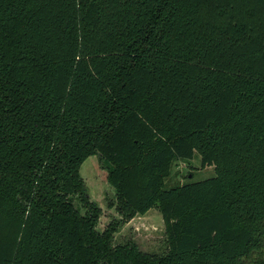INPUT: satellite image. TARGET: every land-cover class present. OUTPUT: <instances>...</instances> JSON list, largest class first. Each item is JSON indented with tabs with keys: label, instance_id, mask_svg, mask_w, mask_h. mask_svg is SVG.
Instances as JSON below:
<instances>
[{
	"label": "trees",
	"instance_id": "obj_1",
	"mask_svg": "<svg viewBox=\"0 0 264 264\" xmlns=\"http://www.w3.org/2000/svg\"><path fill=\"white\" fill-rule=\"evenodd\" d=\"M153 207L165 254L114 244ZM0 264H264V0H0Z\"/></svg>",
	"mask_w": 264,
	"mask_h": 264
},
{
	"label": "rangeland",
	"instance_id": "obj_2",
	"mask_svg": "<svg viewBox=\"0 0 264 264\" xmlns=\"http://www.w3.org/2000/svg\"><path fill=\"white\" fill-rule=\"evenodd\" d=\"M80 172L88 187L90 200L101 208L98 229L103 231L113 221L122 219L115 208L116 190L107 179L108 167L100 154H93L84 161ZM215 175V166H202L200 156L196 153L192 159L174 161L171 174L166 179V188L202 181ZM73 201L76 207L85 212L78 198ZM128 242L136 243L147 253L165 254L168 251L166 227L163 215L157 207L151 208L145 214H137L119 226L114 234V244Z\"/></svg>",
	"mask_w": 264,
	"mask_h": 264
}]
</instances>
